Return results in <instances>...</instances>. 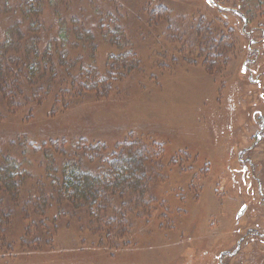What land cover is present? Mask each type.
<instances>
[{
    "label": "trees",
    "instance_id": "1",
    "mask_svg": "<svg viewBox=\"0 0 264 264\" xmlns=\"http://www.w3.org/2000/svg\"><path fill=\"white\" fill-rule=\"evenodd\" d=\"M250 2L249 12L256 18L264 15V0ZM107 3L111 8L92 0H0L1 258L52 249L54 236L65 225L75 229L82 244L87 230L93 244L105 239L113 246L126 227L131 242L138 239L134 228L142 226L152 234L151 222L173 219L171 200L190 194L185 174L199 160L186 152L168 158L166 146L151 138L145 124L57 127L58 118L123 91L119 86L130 83L133 72L144 73L135 47H128L127 33L115 40L118 54L108 55L103 67L98 64L96 33L102 31L101 24L112 25L107 37L122 28L112 18L123 15L120 3ZM210 6L220 8L215 2ZM143 7L148 13V2ZM196 39L190 47L197 56L210 55L215 46L214 53L223 60L225 50L232 49L233 37L224 36L215 17ZM71 46L84 49L85 55L73 53ZM212 55L205 61L211 69L219 62ZM259 58H264V49L255 62ZM175 171L185 175L187 184L178 189L183 195L157 194V185ZM252 256L255 260L248 264L264 262V254Z\"/></svg>",
    "mask_w": 264,
    "mask_h": 264
},
{
    "label": "rangeland",
    "instance_id": "2",
    "mask_svg": "<svg viewBox=\"0 0 264 264\" xmlns=\"http://www.w3.org/2000/svg\"><path fill=\"white\" fill-rule=\"evenodd\" d=\"M92 1L104 2L111 8L107 3L110 0ZM209 1L220 8L212 10ZM116 2L123 15H114L113 23L122 28L107 37L112 25L106 21L101 24L102 31L96 33L95 58L103 67L108 55L118 54L116 41L123 40L121 34L127 33L132 43L128 47H135L137 58L143 60L144 73L133 72L130 83L119 86L124 92L84 104L58 118L57 127L114 128L131 124L136 128L145 124L151 138L166 146L168 158L186 152L199 160L185 174L192 185L190 194L176 198L183 195L179 186L187 184L185 175L177 170L167 177L166 184L156 187L161 196L164 191L175 196L171 200L173 219L151 222L152 234L142 226L134 228L132 232L138 239L127 242L130 229L126 227L117 244L113 241L115 245L110 246L105 239L102 244L95 240L94 245L91 233L85 230L87 240L82 244L75 229L65 225L54 236L52 249L15 259L0 257V264H217V256L223 251L233 254L231 258L224 257L228 264H248V260H255L252 255L264 254V246L258 244L255 234L264 233V58L255 62L259 49H264V15L256 18L254 12H249L250 0ZM146 2L148 13L141 11ZM213 17L224 36L231 35L233 42L223 60L216 56L214 46L211 54L219 62L211 69L205 62L211 54L197 56L190 46L204 34ZM245 18L249 24H243ZM252 33L248 38L247 34ZM73 48L75 54L85 52ZM134 62L137 64V60ZM83 115L88 120L84 121ZM245 167L249 179L246 186L241 181ZM249 183L254 190L249 189ZM244 205L246 212L236 218Z\"/></svg>",
    "mask_w": 264,
    "mask_h": 264
},
{
    "label": "flooded vegetation",
    "instance_id": "3",
    "mask_svg": "<svg viewBox=\"0 0 264 264\" xmlns=\"http://www.w3.org/2000/svg\"><path fill=\"white\" fill-rule=\"evenodd\" d=\"M264 118V117H263ZM263 125H264V123H263ZM248 175V168H244L243 169V175H242V177H241V181H242V183H243V185H247V181L249 180L248 179V177H246ZM248 186L250 187L249 189L250 190H252L253 188H252V186H253V184L252 183H249L248 184ZM248 188V187H247ZM254 190V189H253ZM253 193H254V191H252L251 192V194L253 195ZM260 197H262V194H260ZM246 206V209H247V205H245ZM257 236H256V238H259V239H257V241H259L258 242V244H262L263 246H264V233H262V234H260L259 235V233H255ZM253 240H256V239H253ZM225 256H227L226 258L228 259V257L229 258H231L232 256H233V254H231L230 253V251H223L222 253H220L218 256H217V264H228V260L227 261H225V259H224V257ZM205 258H206V256H205ZM207 261V260H206ZM208 262V261H207ZM210 262V261H209Z\"/></svg>",
    "mask_w": 264,
    "mask_h": 264
},
{
    "label": "water",
    "instance_id": "4",
    "mask_svg": "<svg viewBox=\"0 0 264 264\" xmlns=\"http://www.w3.org/2000/svg\"><path fill=\"white\" fill-rule=\"evenodd\" d=\"M212 3V2H211ZM213 4V3H212ZM245 67V65L243 66V70L245 69L244 68ZM246 206L244 205V206H242L241 208H240V210L237 212V214H236V218H240L245 212H246Z\"/></svg>",
    "mask_w": 264,
    "mask_h": 264
}]
</instances>
